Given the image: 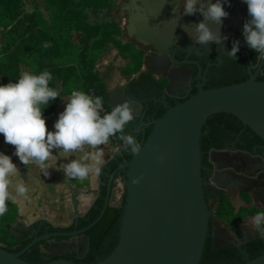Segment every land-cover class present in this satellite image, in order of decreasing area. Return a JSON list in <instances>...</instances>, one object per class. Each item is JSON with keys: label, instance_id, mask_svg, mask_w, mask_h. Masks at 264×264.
Segmentation results:
<instances>
[{"label": "water", "instance_id": "95a60500", "mask_svg": "<svg viewBox=\"0 0 264 264\" xmlns=\"http://www.w3.org/2000/svg\"><path fill=\"white\" fill-rule=\"evenodd\" d=\"M131 1L136 13L132 15L129 32L137 36L146 50L151 47L159 58L170 65L173 59L175 61L174 51H190L194 43L189 34H194V25L189 15L182 16L178 22L173 19L175 6L182 11L176 4L177 0ZM143 12H148L151 18ZM158 15L163 19V26L151 22ZM209 26L213 31L220 29L213 24ZM166 91L161 100L164 113L147 122L144 119L148 101L128 93L124 86L107 92L106 102L110 111L116 104L125 101L133 107V122L139 121L136 131L142 134L140 152L119 162L113 170L106 183L104 206L89 225L73 231L36 235L18 252L8 251L0 245V264H35L23 259L22 254L41 241L84 234L100 220L108 206L122 209L118 243L107 257L89 264H200L214 214L205 194L202 176L203 128L208 118L225 112L237 117L264 140V81H258L253 76L246 81L220 87L204 89L200 86L197 93L174 104L167 101L169 94ZM147 128H150L148 133ZM53 152L57 155L59 167L60 157L56 150ZM219 153L222 152L212 149V154L219 157ZM124 154V149L116 151L114 161L118 162ZM240 154L248 160L246 177L238 176L232 168L238 167L237 159L232 160L231 167L211 160L216 168L211 179L214 185L220 189L240 190L251 182L249 176L253 171L264 169L261 157L252 156L249 152ZM57 173L72 192L73 220L78 222L86 215L79 210L78 197L82 191L68 182L60 170ZM118 176L123 191L119 203L114 204L112 195ZM138 177L139 183L134 184L133 179ZM32 199L38 203V200ZM39 208L44 212L42 224L46 221V208L43 203ZM45 264L84 263L58 258ZM242 264H264V253Z\"/></svg>", "mask_w": 264, "mask_h": 264}, {"label": "trees", "instance_id": "16d2710c", "mask_svg": "<svg viewBox=\"0 0 264 264\" xmlns=\"http://www.w3.org/2000/svg\"><path fill=\"white\" fill-rule=\"evenodd\" d=\"M46 8L49 7L52 14V24H48L43 17L42 12L34 10L32 12L25 11L24 0H0V26H2L5 37V42L1 47L0 52V84L8 82H16L22 73V63L25 65L34 66V74H39L42 71H49L52 74V80L49 82L50 87L57 89L60 95H70L73 90H81L85 93L90 86H95L99 89L102 96L107 99L108 89L102 82L100 76L95 72L94 62L87 60L86 50L89 42L95 38L94 43L104 44L113 41L119 47L121 52L131 46L130 43L122 44L120 40L111 38L114 36V30H110L108 24H91L87 21V15L82 11H77L79 3L76 0H46ZM82 0H80L81 2ZM98 4L111 8V0H96ZM108 9V10H109ZM79 22L75 25V36H64L60 34L62 23ZM117 27V26H116ZM118 28V27H117ZM119 29V28H118ZM74 32V31H73ZM80 41L84 43L83 53H81L80 61L77 63L70 55L75 47V43ZM47 45V46H46ZM123 73L135 74L142 68V60H131ZM132 69H134L132 71ZM141 79L150 81L153 78L148 73H142ZM165 82L163 79L159 84V91H162V85ZM58 98V97H57ZM50 101L49 105L44 108V117H51L54 113L56 101ZM165 111L164 107L151 106L148 115L152 119L160 117ZM225 117H233L229 113H217L208 118L206 126L203 128L201 137V150L208 151L212 146L217 147L214 140L217 141L216 131L220 130L219 124L211 126L212 119L222 120ZM222 129V128H221ZM150 128H147V133ZM223 131V130H222ZM141 136L137 139H141ZM132 154L127 153L122 157V160H128ZM207 160L202 155V165ZM122 160L112 161L110 172L115 170L118 163ZM108 181V180H106ZM107 192L106 184L101 188L100 197L94 202L83 218H80L78 224L72 223L69 226H57L51 223L33 224L34 232L22 229L21 235L13 233V225L18 219V206L14 201L8 202V211L4 216L0 217V245L11 252H18L29 244L33 237L42 235L48 232L57 231H73L81 229L94 221L101 212L104 206L105 195ZM244 209L240 212H235L231 202L227 199L220 198L218 206L215 210V215L218 217H229L236 219L243 215ZM122 215V209L115 206H108L100 220L88 229L84 236L87 238V246L82 253L64 252L55 254L46 259L41 248L47 241H41L34 245L29 251L22 254V258L35 263L45 264L54 259L64 258L75 263H94L107 257L118 243L119 225ZM212 221L210 220L209 234L205 240V246L200 264H231L224 262L222 259L228 257V250L231 245L217 247L212 236ZM32 234V235H30ZM65 237H58L61 240ZM3 244V245H2ZM264 253V252H263ZM261 253V254H263ZM251 256V259L258 257ZM241 262L239 264H242Z\"/></svg>", "mask_w": 264, "mask_h": 264}, {"label": "clouds", "instance_id": "9594fccd", "mask_svg": "<svg viewBox=\"0 0 264 264\" xmlns=\"http://www.w3.org/2000/svg\"><path fill=\"white\" fill-rule=\"evenodd\" d=\"M244 2L248 11L243 24L245 43L264 58V0ZM224 3L230 6V0H177L182 11L175 6L173 19L178 22L184 15L200 13L203 20L194 24L195 32L189 34L193 43L224 46L228 38L221 35L220 29L213 31L209 26V22L222 25L228 17ZM239 48L240 42L234 40L227 55L236 59ZM51 80L52 74L47 70L39 74L25 71L16 82L0 84V134L5 143L14 146L13 155L23 166L34 165L45 176L50 174L49 169H56L66 178L84 180L99 175L105 162L102 146L110 138L119 134L126 151L132 155L140 152L141 143L132 133L125 132L135 119L131 104L125 101L105 112L101 96L94 97L81 90H73L66 96V106L54 122V130L49 131L43 111L60 96L57 89L50 87ZM53 150L68 162L57 167ZM19 176L20 170L12 157L0 152V217L8 211V201L26 195L27 189L19 182ZM139 179L134 178L133 183H139ZM252 225L256 230H264V211L252 217Z\"/></svg>", "mask_w": 264, "mask_h": 264}, {"label": "flooded vegetation", "instance_id": "af4514ba", "mask_svg": "<svg viewBox=\"0 0 264 264\" xmlns=\"http://www.w3.org/2000/svg\"><path fill=\"white\" fill-rule=\"evenodd\" d=\"M212 2H215V0H212ZM131 4V0H120L118 8L113 14L122 20L127 41L137 47L146 48L143 43L139 42L136 35L129 32L132 15L136 13ZM139 4L142 5L140 2ZM224 8L229 15L223 19L222 25L209 22V24L219 26L221 35L228 38L225 40L224 46L194 44L189 52L174 51L175 61L173 59L171 65L165 59L159 58L156 52L151 47H148L144 60L147 70L144 73L150 74L153 79L144 81L141 79V73L136 78L133 76L126 86L128 93L148 101V110L144 119L146 122L152 119L148 115L151 106L164 107L161 100L166 89L167 94H169L167 101L170 104H174L184 101L189 96L197 93L200 86L204 89L220 87L240 83L253 76L258 81H264V58L247 46L243 36V24L248 18L246 3L244 0H230V6L228 3H224ZM143 13L148 14V12ZM148 17L151 18L149 14ZM189 17L193 25L203 20V16L200 13L189 15ZM151 22L163 26V19L159 15L151 19ZM234 40L240 42L236 59L227 55V52L231 51ZM197 48L198 51L196 50ZM163 79H165V82H163L162 91L160 92L159 84ZM212 121L211 126L208 125L209 129L215 123L219 124L222 129L220 128L219 131H216L218 140H214V143L218 144L217 147L212 146L203 154L207 160L205 159L203 164L202 176L205 182V194L210 207L218 202L220 198H224L231 202L235 212H240L244 209L245 212L250 211L254 214L258 208H260L258 212L264 211L263 168H257L253 171L249 176L251 182L240 190L235 188L220 189L211 181L216 173L213 162H221L231 167L233 164L232 160L235 159H237L238 167L232 166V168L235 169L238 176L246 177V162L248 160L246 158L244 160L240 153L249 152L252 156L261 157L264 162V140L248 126H245L238 118L225 117L222 120L213 118ZM138 125L139 121L137 120L135 128ZM139 136H141V133L138 134L136 139ZM212 149L222 152L219 153L220 158L217 154H212ZM126 153L127 151L125 150ZM124 155L119 160H122ZM109 167L111 168V166ZM235 203L238 205V209H235ZM247 216L252 217L254 215H240L236 218L237 222L235 225L239 229L237 235H231L230 228L226 226L227 230L224 231L227 234V238L223 243L218 244L216 243L218 232L215 229L213 218L211 231L216 246H232L227 252L230 258L222 259V261L239 264L250 260L251 256L264 252V230L254 229L252 220L246 219ZM41 220L38 222H41ZM78 222L72 221L76 225ZM44 223L49 222L45 221L42 224ZM34 230L32 226L31 232H34ZM80 236H84V234L77 236V238ZM57 238H51L47 242L51 240L55 242H63L65 240L66 242H71L76 237H65L61 240ZM71 253H81L80 245L77 244L75 251Z\"/></svg>", "mask_w": 264, "mask_h": 264}, {"label": "crops", "instance_id": "0c3cea01", "mask_svg": "<svg viewBox=\"0 0 264 264\" xmlns=\"http://www.w3.org/2000/svg\"><path fill=\"white\" fill-rule=\"evenodd\" d=\"M126 65V60L118 54V50L111 46L108 52H105L100 55L98 60L95 63L94 70L100 76L102 82L107 87L108 91L115 90L119 86L126 87L132 77H138V73L132 76H127L122 73L123 67ZM31 66V65H28ZM33 67V66H32ZM144 67V73L146 71ZM30 71H34L30 70ZM120 95V94H118ZM67 95H60L57 98L56 106L54 113L51 117L46 118V124L49 131L54 130V122L58 119L59 114L64 110L67 103ZM121 99V97H118ZM137 121V120H136ZM136 121H132L131 124L126 126L125 132L132 133L136 138L140 132L136 131L135 125ZM104 150V164L101 166L99 175L90 176L87 179H71L64 178L70 182L73 186L79 188L82 192L79 195V210L81 213L86 214L88 210L92 207L94 202L101 195V188L107 183L106 180H109L110 172L109 164L114 161V154L120 149H124L121 143L116 146L112 144L111 141L106 146H102ZM15 148L13 145L5 143L4 137L0 134V152H3L12 157V161L17 165V168L20 170L19 182H22L26 187L27 191L30 192L33 196L42 200L46 208L45 220L53 225L57 226H69L73 221V203L71 201V191L69 188L60 180L56 169H49V175L45 176L38 168L34 165L23 166L18 157L13 155ZM57 152V151H56ZM58 153V152H57ZM54 154V152H53ZM55 155V154H54ZM60 157V156H59ZM74 158V157H72ZM61 164L67 163L68 160L60 157ZM58 166V161L56 160ZM117 176V175H116ZM115 187L113 189L112 202L118 204L121 199V193L123 191L122 182L118 177ZM27 192V193H28ZM29 194V193H28ZM30 195V194H29ZM28 198V197H27ZM26 196L17 195L14 201L19 208V215H24L28 217L29 206ZM32 198V196H31ZM37 203V202H36ZM42 209V208H41ZM43 211V210H42ZM44 218V212H43ZM42 218V219H43ZM26 221V220H25ZM29 221V218L27 219ZM26 221V222H27ZM62 221L61 224L56 222ZM76 241L78 244L77 237L71 242Z\"/></svg>", "mask_w": 264, "mask_h": 264}, {"label": "rangeland", "instance_id": "374dc122", "mask_svg": "<svg viewBox=\"0 0 264 264\" xmlns=\"http://www.w3.org/2000/svg\"><path fill=\"white\" fill-rule=\"evenodd\" d=\"M79 3V6L77 7V11L79 12H83L85 15H87V21L91 24H100V23H105L109 25V29L110 30H114L113 33V37L111 38V40L113 39H118L120 40V42L122 44H127L129 43L127 41L126 38V34L123 28V24H122V20L120 18H117V16H114V11L117 10L118 6H119V2L120 0H111L112 1V5L111 8L109 9L108 7L103 6L101 3L98 4V2H96V0H82L80 2V0H76ZM46 0H24L25 3V11L26 12H32L34 10H39L40 12H42L44 19L46 20V22L50 25L52 24V14H51V10L49 7L46 8ZM109 9V10H108ZM77 23L79 22H69V23H62V28L60 30V34L64 35V36H75V25H77ZM119 28H117V27ZM74 31V32H73ZM3 28L2 26H0V52H1V47L3 46L4 42H5V37L3 36ZM94 40H96L95 38H93L88 45V48L86 50V58L87 60L94 62V64L96 63V61L98 60V58L100 57L101 54L108 52L109 48L111 46H114L117 50H118V54L123 57L126 60V65L123 67L126 68L127 65H129V63L131 62V60H138L141 59L142 60V66L145 65V55H146V49L145 48H140L135 46L133 43H130L131 46H129L128 49H126V52H121L119 47L116 46L113 41L108 42V43H104L102 45L94 43ZM85 44L81 43L80 41L77 40V42L75 43V47L71 52L70 57L75 60V62H79L80 58H81V53H83V49H84ZM34 66H28L22 63V73L25 71L31 72L34 74V71H30L33 70ZM122 69V71H123ZM134 69H132L133 71ZM123 73V72H122ZM138 73V72H137ZM135 73V74H137ZM127 76H132V74L130 73H123ZM134 75V74H133ZM28 192V191H27ZM26 192V198H27V202H28V206H29V216L25 217L24 215H19V208H18V219L17 221L14 223L13 225V233L15 235H21L20 231L23 229H26L28 231L32 230V226L34 223L38 222L39 220H41L43 218V211L41 208H39L40 203H42V200H38V198H36V200H38V203H36V201H34L32 197L35 198V196H33L30 192L27 193ZM12 201V200H11ZM9 202V201H8ZM8 202H7V206H8ZM236 208L238 209V205L235 203ZM218 206V202H216L214 205L211 206L212 211L214 212V214L212 215V218H214V226L215 229L218 232V237L216 240V243H223L226 238H227V234L224 230H227L226 226H228L231 232V235H237L238 233V227H236L235 223L237 222L236 219H231L229 217H218L215 215V209ZM258 208V207H257ZM256 210V209H255ZM260 210V208H258L254 214H252V212L247 211L243 213V215H255L258 211ZM251 217V216H250ZM249 216L246 217V219L248 220H252V217L250 218ZM29 218V221H27V219ZM47 218V216H46ZM27 222H26V221ZM57 224H61L62 221L56 222ZM78 240V244L80 245L81 248V253L83 254V250L84 248L87 246V238L85 236H80L77 238ZM3 245V244H2ZM76 241L73 242H66L65 241H61V242H55L53 240L47 242L46 244H43L41 246L43 252H44V256L46 259L52 257L55 254H61L63 252H73L76 249ZM83 249V250H82Z\"/></svg>", "mask_w": 264, "mask_h": 264}, {"label": "built area", "instance_id": "2783aa9c", "mask_svg": "<svg viewBox=\"0 0 264 264\" xmlns=\"http://www.w3.org/2000/svg\"><path fill=\"white\" fill-rule=\"evenodd\" d=\"M86 93H88L94 97L95 96H101L103 98L105 112L110 111V108L107 105L106 99L102 96V94L100 93V91L97 87L90 86ZM101 114L103 115V113H101ZM110 141L112 142V144L118 146L121 143V140L119 139V134L117 136L110 138Z\"/></svg>", "mask_w": 264, "mask_h": 264}]
</instances>
